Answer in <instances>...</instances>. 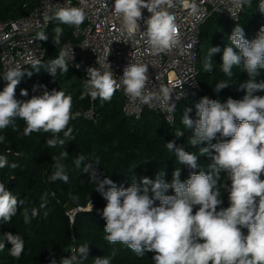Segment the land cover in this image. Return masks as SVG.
Here are the masks:
<instances>
[{
	"label": "clouds",
	"instance_id": "9594fccd",
	"mask_svg": "<svg viewBox=\"0 0 264 264\" xmlns=\"http://www.w3.org/2000/svg\"><path fill=\"white\" fill-rule=\"evenodd\" d=\"M232 3L240 9L245 4L250 5L251 0H232ZM164 4L171 5V0H115L113 9L130 36L141 31L138 21L142 19L141 10L146 8L151 15L144 21L146 30L142 31V35L153 52L162 53L180 43L174 16L160 8ZM258 9L264 13V0H260ZM192 12H196L195 5ZM51 19L78 28L85 20V13L77 7L60 8L53 17L45 16L44 23ZM53 32L52 42L60 44L63 28L58 25ZM36 39L46 41L48 36L41 31ZM229 40L235 50L232 46L224 48L221 70L232 77L233 66L243 67L248 79L239 84L238 90H243L245 95L239 100L229 97L224 102L204 96L195 105V119L189 116L191 109H186L181 118V123L193 132L191 145H204L200 148L201 156L208 155L211 159L207 173L193 172L182 182L179 169L173 171L171 183L166 182L164 173H159L154 179L143 177L139 184L133 182L127 188H117L107 176L101 178L102 174L93 163H84L82 154L75 160L78 167L83 163V172L96 185L95 191L107 201L102 210L106 221L103 230L107 233L105 240L112 244H124L138 256H144L146 251L154 252V264H264V96L254 95L264 91V79L257 80L264 70V27L255 39L249 41L243 28L236 25ZM220 51L218 46L209 49L203 60L205 72H212V56ZM32 66L37 69L40 61H34ZM45 69L52 77H56L58 70L67 73V48L49 61ZM87 71L88 79L80 99L91 97L93 100L110 101L121 85L133 99L147 102L150 98L144 95L148 80L146 65L130 63L124 68L119 83L114 79L110 65L103 71L91 67ZM23 75L25 72L19 66L7 69L3 75L7 84L0 91V130L11 125L13 131H19L15 124L18 118L26 125L22 136L40 131L51 132L53 138L46 141L50 148L58 144L64 146L74 140L73 129L68 125L80 113H72V97L62 90L49 92L45 89L42 95L19 101L15 98V89ZM27 75L31 76L32 72H27ZM183 83L177 81L173 87H182ZM229 85L219 82L214 91L218 93ZM162 93L164 100L169 101L170 89L165 87ZM20 94L28 95L26 90H21ZM164 106L169 112L176 110L175 104L166 103ZM60 133H63V138L59 137ZM218 133L230 139L213 143ZM182 135L177 132L175 136ZM4 139L0 136V143ZM166 148L175 152L180 164L190 169L199 167L198 157L183 146H177L175 141L167 142ZM66 156L67 151H64L59 157H53L56 170L49 177L50 181H69L62 163ZM96 164H99L98 160ZM5 167L15 169L18 165H9L7 157L0 156V169ZM222 171L227 173V180L230 181V184H223L229 200L226 208L220 207L223 200L218 180ZM169 189L174 191V195L165 194ZM46 196L42 198L40 208L46 206ZM156 201H159L158 205ZM23 204L24 200L18 199L4 183H0V221L10 223ZM30 212L29 215V209H23L25 224L38 216L39 209L33 207ZM241 228H247V235L242 233ZM5 241L11 244L9 255L19 259L25 249L23 238L11 232L4 234L0 251L5 248ZM88 251V246L83 245L73 249L70 257H62L59 262L52 259L49 264H78L79 260L87 259ZM115 254L113 250L111 255ZM94 264H111L110 257H97Z\"/></svg>",
	"mask_w": 264,
	"mask_h": 264
},
{
	"label": "trees",
	"instance_id": "16d2710c",
	"mask_svg": "<svg viewBox=\"0 0 264 264\" xmlns=\"http://www.w3.org/2000/svg\"><path fill=\"white\" fill-rule=\"evenodd\" d=\"M40 0H0V20L15 19L25 14L23 5L28 3L34 8ZM260 0H251L250 5L245 4L244 10L237 21L231 20L221 9L212 12L208 20L200 29V48L198 51V81L201 87L199 91H193L185 98L178 107L175 123L168 124L160 115L145 111L141 118L127 117L123 108L126 99L122 92L114 93L110 101L97 98L95 101V118L88 120L85 112L91 106V98L80 99L83 85L86 82L85 75L69 66L67 73L57 71L56 77L46 72L45 65L58 57L63 45L74 43L78 39L74 36L75 26L60 24L52 19L49 27L44 31L48 39L44 42L46 56L40 62V66L34 69L29 66L23 69L25 75L20 78V83L15 89V98L19 101H27L34 95H42L46 89L62 90L66 95L72 97V113L79 112L80 115L72 119L69 127L73 129L74 140L66 142L64 146L59 144L48 147L46 141L53 138L51 132H33L29 136H22L25 122L15 120L19 131H13L9 125L0 130V136L5 139L0 143V156H6L9 165L16 163L17 168L5 167L0 169V183H4L9 191H12L18 199L24 200V204L18 207L17 214L12 217L10 223L0 221V242L4 240V234L11 232L20 235L25 241V249L19 259L9 255L11 244L5 241V248L0 251V264H49L52 259L57 262L62 257H70L69 248L78 249L87 245L89 248L86 260H79L78 264H94L95 258L110 257L111 264H154L152 257L154 252H145L144 256H138L135 252L121 243H109L105 240L103 230L106 221L102 217V210L107 201L99 192L95 191L96 185L90 181L89 176L83 172L81 166L75 164V160L81 154L85 157L84 163H93L102 174L101 178L107 176L114 181L117 188H127L133 182L140 183L141 178L154 179L159 173H164L166 182L171 183L174 170L181 171V181H186L193 172L207 173L211 159L208 155H202L200 148L204 145L193 147L190 137L193 132L182 123L186 109H191L189 116L196 118L195 105L204 96L210 99L226 101L229 97L242 99L245 95L239 89V84L248 79L243 67L233 66V76H226L221 70L222 54L225 47L231 45L229 37L236 25L243 28L245 38L249 41L257 37L258 32L264 27V13L258 9ZM63 28L60 44L52 42L53 29L56 26ZM218 46L219 53L212 56V72H205L203 60L211 47ZM32 72L31 76L27 72ZM4 73L0 71V91L6 86L7 81L3 78ZM264 79V70L261 71L257 80ZM219 82H227L230 85L214 91ZM21 90H26L28 95L21 96ZM254 95L264 96V91H258ZM183 133L182 137H176V133ZM63 138V133L58 134ZM230 138L222 137L219 133L213 143ZM175 141L177 146L198 157L197 169H190L180 164L174 151L166 148V143ZM67 151L63 158L65 173L69 176L67 183L57 180L50 181L49 177L55 172V161L53 157ZM215 153L213 152V155ZM99 164H96V161ZM227 180V173L221 172L218 187L221 191L223 204L220 207H228V193L223 184ZM46 196V206L40 208L42 198ZM166 195H174L169 189ZM71 203L77 209L74 214L69 213L65 205ZM156 205L159 201L155 202ZM35 207L39 214L31 219V223L25 224L23 209L30 210ZM219 210V209H218ZM196 209L194 208V212ZM74 218V219H73ZM247 235V228H241ZM115 255L112 256V251ZM79 256V253L77 252Z\"/></svg>",
	"mask_w": 264,
	"mask_h": 264
},
{
	"label": "built area",
	"instance_id": "2783aa9c",
	"mask_svg": "<svg viewBox=\"0 0 264 264\" xmlns=\"http://www.w3.org/2000/svg\"><path fill=\"white\" fill-rule=\"evenodd\" d=\"M114 2L115 0H40L34 8L25 3L23 16L0 20V71L5 73L7 69L17 66L23 70L32 66L36 60L41 62L47 50L44 42L36 39V35L45 31L52 21L51 19L45 24L44 17H53L60 8H81L85 13V20L78 28H74V36L78 40L62 47L69 52V66L83 73L87 81L88 68L103 71L110 65L113 77L119 83L127 65H146L148 80L144 95L150 98L147 102L133 99L121 85L117 91L122 92L126 99L124 114L138 119L148 110L173 125L180 103L193 91L201 90L197 66L201 26L216 9H221L231 20L237 21L244 6L237 9L232 0H171V5H161V10L174 16L180 43L171 50L155 53L145 43L142 35V31L146 30L144 21L151 13L146 8L141 10L142 19L138 21L141 31L129 36L121 19L114 14ZM193 5L196 7L195 13L192 12ZM177 81H184L182 87H173ZM165 87L170 89L169 101H165L163 97L162 89ZM177 96L181 97L177 99ZM96 99L91 98V106L84 114L88 120L95 118ZM166 103L175 104V112L167 111L164 106ZM69 213L74 217L75 213Z\"/></svg>",
	"mask_w": 264,
	"mask_h": 264
},
{
	"label": "water",
	"instance_id": "95a60500",
	"mask_svg": "<svg viewBox=\"0 0 264 264\" xmlns=\"http://www.w3.org/2000/svg\"><path fill=\"white\" fill-rule=\"evenodd\" d=\"M65 208L68 212H73V213H76L77 212V209L74 207V205H72L71 203H67L65 205Z\"/></svg>",
	"mask_w": 264,
	"mask_h": 264
},
{
	"label": "rangeland",
	"instance_id": "374dc122",
	"mask_svg": "<svg viewBox=\"0 0 264 264\" xmlns=\"http://www.w3.org/2000/svg\"><path fill=\"white\" fill-rule=\"evenodd\" d=\"M72 248H73V247L69 248V251H68L69 253H71V252H72Z\"/></svg>",
	"mask_w": 264,
	"mask_h": 264
}]
</instances>
